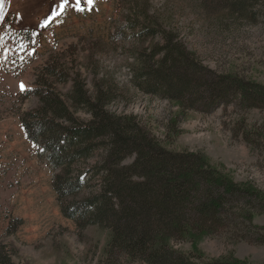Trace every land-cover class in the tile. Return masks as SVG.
<instances>
[{"label": "rangeland", "instance_id": "rangeland-1", "mask_svg": "<svg viewBox=\"0 0 264 264\" xmlns=\"http://www.w3.org/2000/svg\"><path fill=\"white\" fill-rule=\"evenodd\" d=\"M144 18L148 26L157 23L175 36L215 73L264 86V0L247 1L237 13L218 0H0V240L15 245L16 264L104 260L107 234L87 230L77 236L74 222L62 213L55 173L22 123L35 100L21 94L32 88L35 71L52 55L73 56L89 91L93 80L108 83L118 93L108 110L133 116L167 149L201 153L236 182L264 192V108L228 105L210 113L181 112L174 102L130 84L134 51L160 41H143L137 33ZM59 89L65 93L67 87ZM252 222L264 226V215ZM176 248L188 251L191 245L182 242ZM197 248L211 258L233 254L264 264V245L205 237Z\"/></svg>", "mask_w": 264, "mask_h": 264}, {"label": "trees", "instance_id": "trees-1", "mask_svg": "<svg viewBox=\"0 0 264 264\" xmlns=\"http://www.w3.org/2000/svg\"><path fill=\"white\" fill-rule=\"evenodd\" d=\"M218 1L237 13L255 0ZM147 19L137 33L160 41L132 54L129 82L136 90L174 102L181 112L264 108L263 85L215 73ZM75 61L50 56L21 95L35 100L22 123L55 173L62 213L77 236L107 234L103 264H250L233 254L211 258L197 247L205 237L264 245V226L252 222L264 215V192L236 182L201 153L167 149L133 116L110 112L118 93L101 79L89 91ZM182 242L190 250L177 249ZM15 256V245L0 240V264H16Z\"/></svg>", "mask_w": 264, "mask_h": 264}, {"label": "snow or ice", "instance_id": "snow-or-ice-1", "mask_svg": "<svg viewBox=\"0 0 264 264\" xmlns=\"http://www.w3.org/2000/svg\"><path fill=\"white\" fill-rule=\"evenodd\" d=\"M89 3H91V0H89ZM62 7V6H61ZM21 90L23 91L24 90V86L21 85Z\"/></svg>", "mask_w": 264, "mask_h": 264}]
</instances>
